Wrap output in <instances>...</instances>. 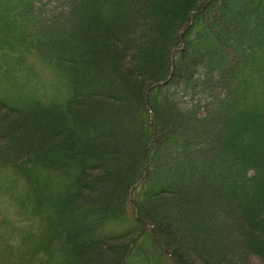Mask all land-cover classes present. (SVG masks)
Wrapping results in <instances>:
<instances>
[{
  "label": "trees",
  "instance_id": "16d2710c",
  "mask_svg": "<svg viewBox=\"0 0 264 264\" xmlns=\"http://www.w3.org/2000/svg\"><path fill=\"white\" fill-rule=\"evenodd\" d=\"M0 264H264V0H0Z\"/></svg>",
  "mask_w": 264,
  "mask_h": 264
},
{
  "label": "rangeland",
  "instance_id": "374dc122",
  "mask_svg": "<svg viewBox=\"0 0 264 264\" xmlns=\"http://www.w3.org/2000/svg\"><path fill=\"white\" fill-rule=\"evenodd\" d=\"M78 1H80V0H78ZM40 71V70H39ZM43 77H44V79H46L47 80V78H45V76H44V74L42 73V72H40V77H39V79H38V81L39 82H41L42 83V81H43ZM58 79H50V84L52 85V84H54V86H55V88H57V89H61V87H62V83H58ZM46 89L44 90V92L43 93H37V97H38V100H41V98L43 99V96L44 95H50L51 97H55V95H53L52 93H50L49 92V88H48V86L47 87H45ZM49 92V93H48ZM47 93V94H46ZM203 128V127H202ZM202 128H200V131L201 130H203ZM199 131V132H200ZM184 146V144H182V143H180V146H179V148L176 150V151H179V153L181 154L182 153V151H183V147ZM185 147V146H184ZM163 156H165L166 154H169L170 155V152H169V150L168 151H163L162 153H161ZM182 170L181 169H178L177 170V172H178V174L181 172ZM181 174V173H180ZM174 184L175 185H179V187H181V185H180V183L178 182V181H174ZM6 206H7V204H6ZM9 206V205H8ZM12 248H14V247H11V249Z\"/></svg>",
  "mask_w": 264,
  "mask_h": 264
}]
</instances>
